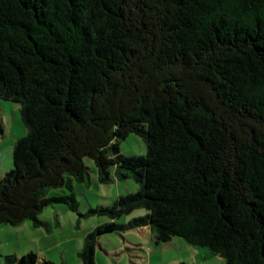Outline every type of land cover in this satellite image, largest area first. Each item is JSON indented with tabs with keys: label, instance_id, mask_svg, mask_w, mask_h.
<instances>
[{
	"label": "trees",
	"instance_id": "obj_1",
	"mask_svg": "<svg viewBox=\"0 0 264 264\" xmlns=\"http://www.w3.org/2000/svg\"><path fill=\"white\" fill-rule=\"evenodd\" d=\"M0 98L26 130L0 176V225L76 210L47 191L88 183L89 158L100 182L137 189L89 208L110 221L85 235L80 264H95L98 235L142 226L264 264V0H0ZM129 133L144 155L119 151ZM3 264L54 263L30 251Z\"/></svg>",
	"mask_w": 264,
	"mask_h": 264
},
{
	"label": "rangeland",
	"instance_id": "obj_2",
	"mask_svg": "<svg viewBox=\"0 0 264 264\" xmlns=\"http://www.w3.org/2000/svg\"><path fill=\"white\" fill-rule=\"evenodd\" d=\"M18 108V103L0 98V166L7 163V170L12 167L13 144L26 132ZM119 151L126 156H139L146 153V146L140 136L129 133L119 142ZM84 162L89 167L88 183L72 181L71 188L63 186L47 191L48 197L72 194L77 203L76 210L63 202H53L38 214L42 221L40 226H34L29 219L19 225H0L1 264L3 255L14 254V250H18L17 257L33 251L41 261L80 264L77 252L83 246L85 235L95 226L110 221L105 215L89 213V208L111 205L120 194L137 189V183L132 178L117 180L112 176L113 180L100 182L94 162L89 158H85ZM0 169L4 172L3 168ZM144 213L143 208H135L113 221L124 224ZM148 231L147 228L146 236L138 228L98 235L94 250L95 264H162L158 253L150 251L156 247L154 240L148 238ZM157 244L165 245V259L162 260L166 264H170L166 260L174 254L187 257L184 264H223L222 258L207 247L191 245L177 237H173L170 242Z\"/></svg>",
	"mask_w": 264,
	"mask_h": 264
},
{
	"label": "crops",
	"instance_id": "obj_3",
	"mask_svg": "<svg viewBox=\"0 0 264 264\" xmlns=\"http://www.w3.org/2000/svg\"><path fill=\"white\" fill-rule=\"evenodd\" d=\"M2 166V165H1ZM0 166V168H3L4 169V172L5 171H7V163H6V165L5 166H3V167H1ZM4 172H2L1 171V169H0V175H2ZM147 228L149 229V231H148V238H150V239H152V240H154V236H153V233H152V231L150 230V228L148 227V226H142V227H139L138 229L139 230H141V233H143L145 236L147 235ZM154 242H155V240H154ZM170 242V241H169ZM164 246L165 245H161V244H157V243H155V247L156 248H154V249H150V251H154V252H157L158 253V255L161 257L160 259V261L162 262V264H166L162 259H165V257H164V254H165V249H164ZM18 250H14V252H12V253H14L15 255H17L18 254V252H17ZM196 252V251H195ZM8 253H10V252H8ZM23 253V252H22ZM195 255H196V253H195ZM167 262H170V264H179V263H181V262H183V263H186L187 262V257H184V256H180V255H178V254H174L173 256H170L167 260H166ZM1 264V263H0ZM148 264H151V263H148Z\"/></svg>",
	"mask_w": 264,
	"mask_h": 264
}]
</instances>
